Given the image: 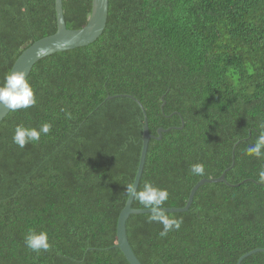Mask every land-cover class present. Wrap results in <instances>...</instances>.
I'll return each mask as SVG.
<instances>
[{
    "label": "trees",
    "instance_id": "trees-1",
    "mask_svg": "<svg viewBox=\"0 0 264 264\" xmlns=\"http://www.w3.org/2000/svg\"><path fill=\"white\" fill-rule=\"evenodd\" d=\"M63 7L68 28L79 29L92 0ZM57 30L56 0H0V84L25 49ZM28 80L36 105L0 123V264H131L117 223L142 151L136 98L152 134L174 127L151 139L138 188L167 189L163 207H184L200 179L234 163L230 184L205 183L188 211L167 212L183 221L167 236L150 213L129 217L140 261L237 264L264 248V159L246 155L264 121V0H110L96 41L39 60ZM45 122L51 131L38 142H13L16 125ZM196 163L204 176L190 172ZM30 229L47 230L51 249H29ZM241 264H264V252Z\"/></svg>",
    "mask_w": 264,
    "mask_h": 264
},
{
    "label": "water",
    "instance_id": "water-1",
    "mask_svg": "<svg viewBox=\"0 0 264 264\" xmlns=\"http://www.w3.org/2000/svg\"><path fill=\"white\" fill-rule=\"evenodd\" d=\"M109 3L110 0H92V10L88 18V23L79 29H71L68 28L63 0H56V11H57V21H58V30L56 33L41 38L34 42L31 46L25 49L21 55L15 61L11 71H24L26 72V79H28L34 65L41 59L55 54L60 51H67L71 49H75L77 47L86 46L90 43L96 41L105 31L108 23L109 17ZM41 48L47 49L43 54L37 55V51ZM10 71V72H11ZM124 94H118L116 96L110 95L108 98H114L118 96H123ZM135 99V97L133 96ZM136 100L141 105L144 113L146 115L145 123H144V131H143V144L142 151L140 156V162L138 166V170L134 179L133 184L139 188L141 178L143 175V171L146 164V158L148 153V148L151 139L161 140L163 137V132H166L169 129H165L163 127L158 129V135H154L150 131L149 120L147 116L146 109L142 102L136 98ZM10 113L9 109L5 108L2 104H0V123L5 119V117ZM184 126V121L182 122ZM234 163L229 167L221 176L219 177H211V178H202L200 179L191 189L188 202L184 207H164L168 213H179L188 211L194 201V197L196 195L197 190L200 186L205 183L212 182H225L230 184L226 178V172L229 171L233 167ZM239 185V184H237ZM134 199L130 196L127 199L125 207L121 211L118 223H117V245L123 251L124 255L128 259L131 264H143L138 256L136 255L131 242L129 240L128 231H127V221L132 214H143L149 213V209L145 208H134L133 207ZM263 251L264 248H255L245 254H243L237 264H241L242 261L249 255Z\"/></svg>",
    "mask_w": 264,
    "mask_h": 264
},
{
    "label": "clouds",
    "instance_id": "clouds-1",
    "mask_svg": "<svg viewBox=\"0 0 264 264\" xmlns=\"http://www.w3.org/2000/svg\"><path fill=\"white\" fill-rule=\"evenodd\" d=\"M47 49L41 48L37 55L43 54ZM37 103V97L33 85L26 79V72L11 71L5 73L3 83L0 84V104L15 112L20 109L30 108ZM66 117L71 118V112H65ZM51 123L45 122L37 127H28L24 124H18L15 127L13 142L20 148H24L28 143L38 142L41 135H47L51 131ZM246 155L255 156L258 159H264V121L258 125V135L254 144L246 148ZM190 172L196 176H204L205 166L203 163H196L190 166ZM258 182L264 184V168H261L258 174ZM127 194L149 209V222H158L163 225L159 233L161 237L167 236L172 230L180 229L182 219L170 217L163 207L169 198L167 189L155 186L152 182L146 181L141 189L132 183L126 185ZM26 246L34 252L48 251L52 245L47 230L37 231L30 229L25 236Z\"/></svg>",
    "mask_w": 264,
    "mask_h": 264
}]
</instances>
